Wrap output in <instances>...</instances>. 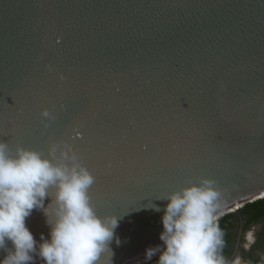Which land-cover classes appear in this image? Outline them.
<instances>
[{"label":"water","instance_id":"water-1","mask_svg":"<svg viewBox=\"0 0 264 264\" xmlns=\"http://www.w3.org/2000/svg\"><path fill=\"white\" fill-rule=\"evenodd\" d=\"M0 140L71 146L122 217L100 264H149L190 180L217 182L219 219L264 198V0H0Z\"/></svg>","mask_w":264,"mask_h":264},{"label":"clouds","instance_id":"clouds-1","mask_svg":"<svg viewBox=\"0 0 264 264\" xmlns=\"http://www.w3.org/2000/svg\"><path fill=\"white\" fill-rule=\"evenodd\" d=\"M42 115L49 117L44 110ZM95 177L71 146L52 143L47 155L22 145L13 150L0 140V264H100L115 239L121 216L98 214L89 189ZM51 202L45 206V200ZM162 216L163 246L148 247L145 259L157 264H250L240 255L225 256V232L219 225L223 191L214 179L201 177L171 192ZM51 208V211L49 209ZM157 212L158 205L147 206ZM42 210L50 238L37 241L26 220ZM9 242L11 247H9ZM254 239L246 236L247 250Z\"/></svg>","mask_w":264,"mask_h":264},{"label":"flooded vegetation","instance_id":"flooded-vegetation-1","mask_svg":"<svg viewBox=\"0 0 264 264\" xmlns=\"http://www.w3.org/2000/svg\"><path fill=\"white\" fill-rule=\"evenodd\" d=\"M223 217L224 221L219 225L225 232V256L231 260L240 255L250 264H264V208L249 213L242 207ZM248 233L252 234L254 243L246 250L244 244Z\"/></svg>","mask_w":264,"mask_h":264},{"label":"trees","instance_id":"trees-1","mask_svg":"<svg viewBox=\"0 0 264 264\" xmlns=\"http://www.w3.org/2000/svg\"><path fill=\"white\" fill-rule=\"evenodd\" d=\"M259 207L264 208V198L263 199H258L256 201L247 203L243 208L244 210H248V212L250 213L252 210H258ZM224 221V217H221L219 219V224L222 223ZM158 261V257H156L155 259H153L149 264H157Z\"/></svg>","mask_w":264,"mask_h":264}]
</instances>
